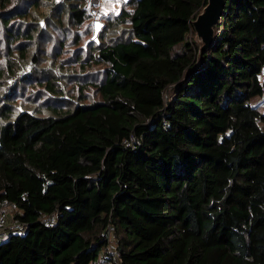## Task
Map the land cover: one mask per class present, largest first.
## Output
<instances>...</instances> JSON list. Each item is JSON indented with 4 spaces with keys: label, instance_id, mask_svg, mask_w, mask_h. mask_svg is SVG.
Returning a JSON list of instances; mask_svg holds the SVG:
<instances>
[{
    "label": "trees",
    "instance_id": "trees-1",
    "mask_svg": "<svg viewBox=\"0 0 264 264\" xmlns=\"http://www.w3.org/2000/svg\"><path fill=\"white\" fill-rule=\"evenodd\" d=\"M205 3L125 0L83 55L85 0H0V199L25 222L0 264H264V0H225L200 55ZM45 57L69 77L19 107Z\"/></svg>",
    "mask_w": 264,
    "mask_h": 264
},
{
    "label": "rangeland",
    "instance_id": "rangeland-1",
    "mask_svg": "<svg viewBox=\"0 0 264 264\" xmlns=\"http://www.w3.org/2000/svg\"><path fill=\"white\" fill-rule=\"evenodd\" d=\"M124 1L125 0H85L84 5L87 8V10L91 13V18L88 21V25L91 27V34L88 35L87 37H84V39L82 40V48L84 49L83 55L86 54L85 52H88L87 44H84V43L86 41H89V38L91 36L92 37L96 36L97 32L100 30V28L103 25L104 18H106L109 15L116 14L120 10L121 6L124 4ZM103 14H104V16L101 18V16ZM84 26H87V25L84 24ZM194 37H195V35H194ZM197 42H198V40H197ZM72 50H73V47L69 43L68 45L65 46L64 52L59 55V58H65L63 60L64 64H66V66H67L65 68V70H67L68 66L71 67L70 61H67V59H66V55L68 56L69 54L73 53ZM2 60H4V59H2ZM17 63L19 64V59H18ZM29 64H30L29 62L26 63L25 67H28ZM37 64L40 67V69H36L37 71H39L37 73L38 77H34L33 73L29 78L26 76H24V77L19 76L18 77V75H20V73H22V71L26 70V68L23 67L22 70H19L18 75L14 80L15 82H17L19 89H14V91L10 89L11 97L14 99V102H16V104L19 107L20 106H26V105L28 106L29 104H35V103H33V101L36 100V97L39 94L38 86H39L40 82L38 81V79H40V81L44 80L43 76H44V74H46V71L48 72V74L52 75V70H54L55 72H57L60 75V77H63V79H67L69 77L68 74H67L68 75L67 76L64 73H60L63 69L53 68L51 70L50 60L48 57L40 59V61ZM48 67H50V68H48ZM89 68L95 70V68H97V67L92 66ZM92 76H91V74L89 75V77L93 78ZM260 76H261V78L264 79V69L261 71ZM100 77H101V74L94 76V78H96V80ZM26 82H29L30 85H28L25 89ZM167 90H166V97L168 96ZM259 100H260V97L256 96L252 99V102H257ZM262 110H263V108H262ZM262 125L264 127V124H262ZM12 215H13V213H12Z\"/></svg>",
    "mask_w": 264,
    "mask_h": 264
},
{
    "label": "built area",
    "instance_id": "built-area-1",
    "mask_svg": "<svg viewBox=\"0 0 264 264\" xmlns=\"http://www.w3.org/2000/svg\"><path fill=\"white\" fill-rule=\"evenodd\" d=\"M89 8V7H88ZM16 209V204L7 198L0 199V235L10 229L23 231L25 228V222L12 215L13 210ZM12 215V216H11ZM54 214H42L38 217V220L44 223H51L54 221ZM106 237L108 240V250L116 255L115 250V235L111 224H107L105 228ZM107 260L104 259V250L101 251L90 264H107Z\"/></svg>",
    "mask_w": 264,
    "mask_h": 264
},
{
    "label": "water",
    "instance_id": "water-1",
    "mask_svg": "<svg viewBox=\"0 0 264 264\" xmlns=\"http://www.w3.org/2000/svg\"><path fill=\"white\" fill-rule=\"evenodd\" d=\"M225 8V0H206L201 10L191 20L195 38L199 42L200 55L213 42L215 24L219 22Z\"/></svg>",
    "mask_w": 264,
    "mask_h": 264
}]
</instances>
